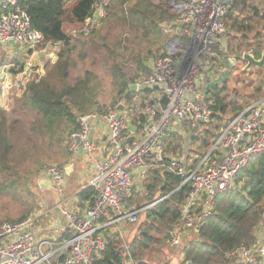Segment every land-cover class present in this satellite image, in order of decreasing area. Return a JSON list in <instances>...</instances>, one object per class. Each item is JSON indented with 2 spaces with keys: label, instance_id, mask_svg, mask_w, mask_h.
<instances>
[{
  "label": "trees",
  "instance_id": "1",
  "mask_svg": "<svg viewBox=\"0 0 264 264\" xmlns=\"http://www.w3.org/2000/svg\"><path fill=\"white\" fill-rule=\"evenodd\" d=\"M21 1L26 6L32 28L42 36L38 46L50 43L61 46L55 62L44 64L43 73L31 75L19 98L14 97L13 101L17 107L35 114L33 134L39 139L47 137L48 145L64 153L69 160L66 141L70 133L79 130V117L106 111L99 101L102 74L108 76L111 84V109L119 105L130 108L135 97L143 99L149 93L139 88L133 92L130 86H139L150 72V62L162 56L165 36L160 25L172 21L174 15L169 11L167 0H110L106 18L88 36H68L64 32L65 25H82L91 17L97 0ZM172 1L178 5L184 2ZM224 23L223 36L227 39L223 46L216 42L218 62L214 64L221 70L224 68L222 57L237 55L235 69L240 70L242 53H251L258 59L264 46V0H236L230 5ZM2 50L0 47V68L12 65L10 71L16 74L14 65L17 62L6 59ZM28 53L30 55L31 51ZM209 56L202 58L208 66L212 64ZM79 68L80 74H76ZM235 69L232 82L242 83ZM228 85L226 81L213 87L205 96L210 120L205 128L189 136L192 140L201 136L215 140L231 119L264 97L263 87L259 84L250 95L239 96L234 92L233 99L227 100L229 94L222 93H227ZM5 115L0 109V171L14 173L12 137L19 129H24L17 120H8ZM169 138L166 146L162 141L164 152L172 157L182 156L181 152H184L183 156L188 160L177 135L172 132ZM201 144L209 147L207 140ZM181 182L179 177L160 170L148 171L136 180L134 186L140 195L131 198L135 209L161 201L136 215V221L128 226L133 232L127 243L117 232L106 230L108 244L95 256L94 264H151L153 254L166 247L181 254L183 264H234L225 259V253L240 246H252L256 227L264 220V158L251 159L237 175L233 189L216 199L214 215L197 235L187 239L188 248L170 244L180 225V209L188 196L187 186L177 189ZM77 198L82 206H90L94 202V192L85 187L78 192Z\"/></svg>",
  "mask_w": 264,
  "mask_h": 264
},
{
  "label": "built area",
  "instance_id": "2",
  "mask_svg": "<svg viewBox=\"0 0 264 264\" xmlns=\"http://www.w3.org/2000/svg\"><path fill=\"white\" fill-rule=\"evenodd\" d=\"M235 1L184 0L177 5L176 23L188 26L189 36L170 41L167 54L153 63L140 83L157 97L147 106H135L132 117L118 108L82 115L78 119L79 130L67 137V152L71 156L85 154L94 168L96 176L87 186L94 192L93 204L78 203L77 207L60 209L54 203L51 212L59 210L63 221L48 231L43 227L42 233L35 231L40 217L1 224L0 264H94L95 256L108 244L105 231L111 229L123 239L125 231L120 228L134 223L136 215L144 210L135 209L130 196L135 181L151 170L167 171L179 177L182 182L177 189L188 187L187 199L180 209V225L170 241L173 247L188 248L187 237L197 235L214 215L216 199L233 189L237 175L251 159L264 158V97L231 119L220 130L216 143L192 168L185 160L169 156L159 147L164 134L175 126L194 133L209 123V105L202 88L196 85L197 61L209 56L212 45L225 33L224 18ZM109 2L97 0L91 17L71 34H89L105 18ZM41 39V34L32 28L21 0H0L2 49L14 41L15 45L31 51ZM50 44L60 49V43ZM203 64L208 67V73V63ZM10 66L0 68V102L5 101L3 96L11 86L7 83ZM99 124L108 135L112 151L103 161L94 156L90 141L92 128ZM130 125L138 131L133 132ZM41 175L50 179V187L53 185L56 192H61L60 185L66 176L62 167H45ZM225 259L234 264H264V247L240 246L225 253Z\"/></svg>",
  "mask_w": 264,
  "mask_h": 264
},
{
  "label": "rangeland",
  "instance_id": "3",
  "mask_svg": "<svg viewBox=\"0 0 264 264\" xmlns=\"http://www.w3.org/2000/svg\"><path fill=\"white\" fill-rule=\"evenodd\" d=\"M110 3V2H109ZM169 5V11L173 17L172 20H176V14L178 13V4H174L172 0H167ZM106 18V17H105ZM186 30H189L188 26H185ZM185 27L183 29H185ZM78 27L71 25H65L64 32L68 36H83L86 37L89 34H71V31ZM167 30L171 27L166 26ZM226 30V28H225ZM171 33H167L168 38L177 39L175 37V29L169 30ZM226 37L223 35L216 41L219 45L222 46L226 43ZM217 43L214 44L213 52L210 54L212 60L211 63L216 62L215 58H218L217 54ZM264 50V46L262 51ZM57 49L47 45H39L34 50H31V54L28 53V48L22 45L7 46L6 49L2 50L1 54L11 62H17L14 65V70L18 71L16 74H13L10 71V77L7 80V83H10V88L6 96H3L5 101L0 102L7 106L5 111V116L8 120H17L21 123V126L24 130L19 129L14 136L12 137L14 144V164L13 165L15 172L11 173L10 171H0V225L3 223H15L20 220L27 218L40 217L38 224L36 225L35 231L37 233H42V228L48 231L51 226L57 225L59 221L62 220V216L59 210H53L51 212L50 207L54 203L60 205L61 208H72L77 207L78 198L77 194L83 188L87 187L89 180H86L82 174H77L74 172L72 175H66L63 182L60 185L61 192H56L53 189V185L49 189H41L38 186L39 180H44L45 178L41 175V171L45 167L57 166L63 167L68 159L65 158L64 153L58 152L53 146L48 145V138L43 139L37 138L33 130V124L35 123V114L23 109L22 107H17L13 101L14 93L18 94L24 89V84L29 80V77L36 72L43 73L44 64L53 63L56 60ZM261 51V52H262ZM246 53V52H245ZM251 54V53H248ZM253 55V54H252ZM199 69L197 71L196 85L198 88H203L205 81V72L208 70V67L203 64L202 61L198 60ZM12 66V65H11ZM10 66V67H11ZM17 66H19L17 68ZM244 66V65H243ZM242 66V67H243ZM235 69L234 72L239 77V81L242 83H233V79L236 75L230 74L228 81V87L226 92L222 93L223 95L229 94L227 100L233 99L234 92H237L239 96H248L250 95L254 88L261 84L264 92V70L258 72L257 69L252 68L250 71L242 72L241 69ZM28 68V69H27ZM221 69L220 71H223ZM76 74H80V68L77 70ZM17 85H14L16 77ZM99 101L100 104L105 105L104 109H111V84L107 75L102 74L99 79ZM153 98L157 97L156 93L152 94ZM141 106V102L136 101V107ZM128 109L125 108L121 111L123 114L127 115ZM167 131L164 134V137L161 139L165 141V146L169 144V133ZM191 132V131H190ZM25 136H24V135ZM190 133L185 132L182 129L177 137L180 139V143L185 147V153L191 159L197 163L201 158L207 154L208 150L216 143L217 140L211 138H199L197 140H192L189 138ZM189 138V139H188ZM44 140V141H43ZM207 140L209 147H203L202 141ZM159 147L162 148L161 144ZM209 148V149H208ZM183 155L184 152H181ZM178 155V154H177ZM188 158V160H190ZM82 163L81 166L89 168L90 163L87 162V156L85 154L81 155ZM190 160V161H191ZM189 161V162H190ZM27 186L25 187V184ZM137 187H133L131 191V198L140 195ZM130 198V200H132ZM140 198V197H138ZM133 207H131V210ZM132 224H125L120 229L124 230L122 235H124V242L130 241L132 235L131 229L128 227ZM136 228V227H135ZM129 229V233L128 230ZM255 243L252 245H258L264 247V220L256 227L255 231ZM127 234V235H126ZM192 238L194 235L189 234L187 238ZM122 239V240H123ZM153 260L151 264H183V257L181 254H178L174 249L170 247L164 248L160 253L153 254ZM147 258V257H146ZM151 258V257H150Z\"/></svg>",
  "mask_w": 264,
  "mask_h": 264
},
{
  "label": "crops",
  "instance_id": "4",
  "mask_svg": "<svg viewBox=\"0 0 264 264\" xmlns=\"http://www.w3.org/2000/svg\"><path fill=\"white\" fill-rule=\"evenodd\" d=\"M177 20H178V15L176 16V20L175 21L172 20V21H169V22H163L160 25L161 30L163 31V34L165 36V44H164V47H163V51H161L162 52V56L167 54L170 41L182 39V36H183L184 39H186L189 36L188 34L190 33V29L189 30L183 29L184 28L183 26H180V25H178L176 23ZM167 25L171 27L170 29H175V34L174 35H175V37L177 39L168 38L167 33H171V32L169 31L170 29L167 30V28H166ZM179 34H181V36H179ZM161 57H158V58H161ZM157 59H155V60L150 62V68H151V66L153 65V63ZM138 88L140 89V91L146 90V89H143L140 85L137 86V89ZM203 88H204V86H203ZM203 88L201 89L202 91H203ZM148 91H149V93L146 95V97L144 96V98L142 99L139 96H137V97L134 98V104L130 108L126 107L129 110L128 113H127L128 117H132L133 116L132 114L134 113V108L136 106V104H135L136 101L139 100L141 102L142 106H147L149 104V101H151L153 99L152 94L154 92L150 91V90H148ZM13 97H18V94L14 93ZM0 109L7 110V106L6 105H0ZM124 109L125 108H123V110ZM123 110H120V111H123ZM205 126L206 125H203L199 129H203V128H205ZM132 128H131V130L133 132L136 133V131H138V130H135L136 127L132 126ZM198 130H196L195 133H197ZM180 131L181 130L177 126H175V127H173V130H171L169 133L173 132V133H175L177 135ZM185 132L187 133V136H188V133H190V135H194L195 134V133H191V132H187V131H185ZM169 137H170V135H169ZM190 139H192V138H190ZM90 141L93 144V147H94L93 154L96 157V159L97 160H101V161L107 160L109 158L110 154L112 153V151L109 149V146H108V135H107V133L104 130L102 125H100V124L99 125H95L92 128V130L90 132ZM161 146H162V149H163L164 144L161 143ZM184 150H185V147H184ZM166 154L171 156L168 153H166ZM81 155H83V153H80V152L78 154H76V155H73V156L70 155V159L68 160V162L62 168L64 170L65 169L69 170V173H67L66 175H72L74 172H76L77 174H82V176H84L86 178V180H89V182H88V185H89L90 182L95 178L96 174H95V171H94V168L92 167V165L89 168L81 166V163H82ZM174 157H177V158H180L182 160H185V162L189 164L190 168H192L197 163L196 161L191 160L188 156L187 157L191 160L190 163H189L190 160L185 159L186 157L183 156V155L182 156L177 155V156H174ZM62 221L63 220H61L60 222H62Z\"/></svg>",
  "mask_w": 264,
  "mask_h": 264
},
{
  "label": "water",
  "instance_id": "5",
  "mask_svg": "<svg viewBox=\"0 0 264 264\" xmlns=\"http://www.w3.org/2000/svg\"><path fill=\"white\" fill-rule=\"evenodd\" d=\"M8 45L14 47L15 43H14V41H9ZM238 58L239 57L237 55L232 57L230 59V64L224 65L223 71H219V72L216 71L215 73H213L210 70V72H208V73L205 72V74H204L205 75V81H204V88H203V95L204 96H206L213 87L220 86L227 81L230 74L233 72V70L236 67V63H237ZM241 60L244 63V66L241 69L242 72H244V71L248 72L252 68L264 70V50L260 53V57L258 59H256L252 54L242 53ZM212 74L215 76L213 77ZM130 90L133 92L136 91L137 85L130 86ZM117 108H118V110H123L124 107L122 105H119ZM129 127L132 128L131 125ZM67 173H69V170L65 169V174H67ZM38 186L41 189H46V190L49 189L50 188V179L46 178L44 180H39ZM150 206H152V204L148 205L147 207H145L143 209H147ZM188 264H190V263H188Z\"/></svg>",
  "mask_w": 264,
  "mask_h": 264
},
{
  "label": "flooded vegetation",
  "instance_id": "6",
  "mask_svg": "<svg viewBox=\"0 0 264 264\" xmlns=\"http://www.w3.org/2000/svg\"><path fill=\"white\" fill-rule=\"evenodd\" d=\"M232 57H228V56H224V57H222L221 58V63H222V65H223V67H224V65H229L230 64V59H231ZM215 60H216V62H218V58H215ZM243 65H244V63H243ZM210 70L213 72V73H215L216 71H220L218 68H217V66H216V64H211V65H209V72H210ZM213 75V74H212ZM211 75V76H212ZM215 75H213V77H214Z\"/></svg>",
  "mask_w": 264,
  "mask_h": 264
}]
</instances>
